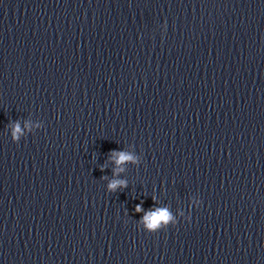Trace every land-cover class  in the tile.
Here are the masks:
<instances>
[{"label":"clouds","instance_id":"1","mask_svg":"<svg viewBox=\"0 0 264 264\" xmlns=\"http://www.w3.org/2000/svg\"><path fill=\"white\" fill-rule=\"evenodd\" d=\"M39 127V125H37ZM22 135L21 128L19 126L18 121L13 122V130H12V140L14 142L20 141V136ZM138 155H134L127 151L123 150H111L108 154V159L112 160L115 165L122 166L126 163H138L137 159ZM102 172L105 170L103 167L100 169ZM123 167H120V171H123ZM113 175H118L117 170L114 168ZM104 179V177H101ZM128 187V181L126 179H114L108 182L106 188L107 191L110 193H115L118 190H123ZM154 201V200H153ZM143 202L140 204L135 205L134 212L140 213L143 212L144 215L138 220L139 223H143L147 221L144 226V230L148 233H156L162 229H166L169 225L175 226L178 222L167 210V206L165 205V210H160L158 213L156 212V206L150 207L149 209L145 210L143 208ZM125 214H128L126 211ZM185 219H190V216L186 217Z\"/></svg>","mask_w":264,"mask_h":264}]
</instances>
